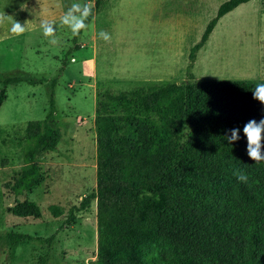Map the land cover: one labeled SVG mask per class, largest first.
<instances>
[{"label": "trees", "instance_id": "1", "mask_svg": "<svg viewBox=\"0 0 264 264\" xmlns=\"http://www.w3.org/2000/svg\"><path fill=\"white\" fill-rule=\"evenodd\" d=\"M103 1L93 0L92 12ZM247 1L217 6L190 47L184 81L96 86L95 189L71 206L63 221L73 223L74 210L95 201L91 264H264V161L249 158L243 135L246 123L264 119V105L252 98L264 79L197 80L188 73L217 20ZM23 81L36 82L0 76V104L6 86ZM52 95L50 90L43 118L26 121L22 166L8 185L14 197L39 183L35 158L59 140ZM232 129L240 131L230 145L224 137H231ZM237 169L247 175L246 182L233 175ZM47 209L53 217L61 214L56 205ZM6 210L18 217L39 216L37 205L26 199ZM8 236L13 243L32 239L19 232ZM36 264H46L45 259Z\"/></svg>", "mask_w": 264, "mask_h": 264}, {"label": "rangeland", "instance_id": "2", "mask_svg": "<svg viewBox=\"0 0 264 264\" xmlns=\"http://www.w3.org/2000/svg\"><path fill=\"white\" fill-rule=\"evenodd\" d=\"M225 0H104L74 40L60 24L73 3L93 0H0V76L34 79L5 88L0 104V264H91L95 258V201L67 211L95 189L94 91L97 85L126 88L141 81H184L188 53L217 6ZM93 9V7H92ZM18 21L30 39L11 32ZM56 25L58 43L43 35L41 22ZM34 27V28H33ZM111 39L105 41L99 33ZM188 73L197 80L264 79V0H248L221 16L195 52ZM54 80V85L50 82ZM53 91L54 119L60 133L51 151L36 156L39 183L14 197L8 185L16 178L28 120H40ZM31 200L39 216L7 212L15 200ZM61 214L53 217L47 206ZM30 240L13 243L8 233ZM52 235L49 243L42 239Z\"/></svg>", "mask_w": 264, "mask_h": 264}, {"label": "clouds", "instance_id": "3", "mask_svg": "<svg viewBox=\"0 0 264 264\" xmlns=\"http://www.w3.org/2000/svg\"><path fill=\"white\" fill-rule=\"evenodd\" d=\"M92 4L89 2L84 3H73L71 7L63 14L60 20V24L67 26L73 36L79 35L82 30H87L89 25L86 23L88 17L92 14ZM11 16L5 15L4 12L0 13V24L5 23ZM41 28L43 30V35L46 37H52L50 43L57 44L58 38L56 37V25L52 21L44 20L41 22ZM25 31L24 25L18 21L12 22L11 32L19 35ZM105 41L111 39L110 34L101 31L99 33ZM252 98L258 101L261 105H264V82L257 83L252 90ZM239 129H232L231 137L225 136L224 138L228 141L230 145L232 142L238 139L237 133ZM262 132H264V119H261L259 124L255 120H250L243 127V135L247 140V155L249 158L255 162L264 161V154L261 153V140ZM233 175L237 177L239 181L246 182L248 177L241 170L237 169L233 172Z\"/></svg>", "mask_w": 264, "mask_h": 264}, {"label": "crops", "instance_id": "4", "mask_svg": "<svg viewBox=\"0 0 264 264\" xmlns=\"http://www.w3.org/2000/svg\"><path fill=\"white\" fill-rule=\"evenodd\" d=\"M35 31H36V29L34 28L30 31L23 32L22 34H19V35L14 34V36H19L21 39L25 38V40H26V39H30V37H31L30 33L35 32Z\"/></svg>", "mask_w": 264, "mask_h": 264}]
</instances>
